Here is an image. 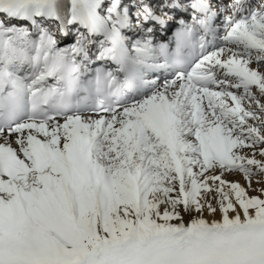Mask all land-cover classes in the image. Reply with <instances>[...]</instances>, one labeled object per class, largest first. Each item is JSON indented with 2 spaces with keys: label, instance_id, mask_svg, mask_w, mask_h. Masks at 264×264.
<instances>
[{
  "label": "snow or ice",
  "instance_id": "6c2138e0",
  "mask_svg": "<svg viewBox=\"0 0 264 264\" xmlns=\"http://www.w3.org/2000/svg\"><path fill=\"white\" fill-rule=\"evenodd\" d=\"M0 264H264V0H0Z\"/></svg>",
  "mask_w": 264,
  "mask_h": 264
}]
</instances>
